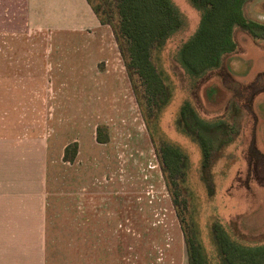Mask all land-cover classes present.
<instances>
[{
  "label": "rangeland",
  "instance_id": "1",
  "mask_svg": "<svg viewBox=\"0 0 264 264\" xmlns=\"http://www.w3.org/2000/svg\"><path fill=\"white\" fill-rule=\"evenodd\" d=\"M172 1L185 25L160 54L166 94L137 75L134 89L112 27L87 0L91 12L46 0L47 13L23 12L19 35L0 39V264H189L186 236L208 264H223L215 224L236 243L264 244V153L250 104L263 84L236 81L224 61L200 79L186 74L174 56L202 13ZM244 13L264 23V0ZM234 37L235 53L264 46L239 28ZM249 60L252 75L264 69V56L251 50ZM186 103L209 123L224 118L231 139L206 167L179 125ZM168 148L173 164V150L182 156L178 172L162 164Z\"/></svg>",
  "mask_w": 264,
  "mask_h": 264
},
{
  "label": "trees",
  "instance_id": "2",
  "mask_svg": "<svg viewBox=\"0 0 264 264\" xmlns=\"http://www.w3.org/2000/svg\"><path fill=\"white\" fill-rule=\"evenodd\" d=\"M100 22L112 27L127 72L136 90L135 76L155 93L166 94V86L161 77L160 54L167 41L185 25V19L172 0H87ZM199 10L201 20L196 32L177 50L174 59L177 65L192 78L200 79L210 70L221 67L224 58L235 53L238 44L236 29L247 31L257 42H264V23L246 17L244 8L251 0H189ZM263 88L250 99L264 91V73L258 77ZM209 123L201 119L197 112L186 103L180 113L179 125L183 131L201 146L204 166L212 160V150L221 147L222 130L226 127L219 117ZM256 123V120H255ZM233 129V128H232ZM222 138V140H221ZM101 143H105L98 136ZM78 144L66 148L65 161L74 162ZM71 151V153H70ZM170 149L163 150L162 164H167L171 172L179 171L182 156L178 150L176 164L169 161ZM219 255L223 264H264V244L244 246L234 242L227 231L215 224L212 228ZM189 264H208L200 245L185 239Z\"/></svg>",
  "mask_w": 264,
  "mask_h": 264
},
{
  "label": "crops",
  "instance_id": "3",
  "mask_svg": "<svg viewBox=\"0 0 264 264\" xmlns=\"http://www.w3.org/2000/svg\"><path fill=\"white\" fill-rule=\"evenodd\" d=\"M80 2L84 6L87 5L86 0H80ZM38 3L41 4L40 8H38ZM45 7L46 0H0V39H4L6 37L15 38L14 36L19 35L23 12L28 13V15H30L29 20L32 21V13H47V9H45ZM87 7L89 8L88 5ZM89 10L90 12L92 11L90 8ZM261 18H264V16ZM13 40L16 39H12V41ZM2 42H4V40H2ZM241 46L243 51L239 53H233L225 57L224 65L236 81L246 83L258 78L260 74L264 73V69L259 68L252 75L253 66L251 60H249V52L251 50L260 56H264V46L263 44H258L255 41H252L251 43L244 42L241 44ZM251 75L252 77L248 79V77ZM262 100H264V91L255 96V99L252 102V109L256 120L255 143L264 153V120L259 107V104H261Z\"/></svg>",
  "mask_w": 264,
  "mask_h": 264
}]
</instances>
